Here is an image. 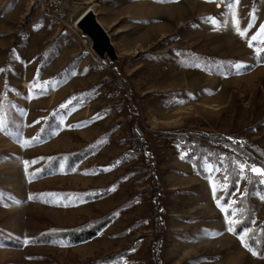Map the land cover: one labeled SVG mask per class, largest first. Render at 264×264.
Here are the masks:
<instances>
[{"label":"rangeland","instance_id":"obj_1","mask_svg":"<svg viewBox=\"0 0 264 264\" xmlns=\"http://www.w3.org/2000/svg\"><path fill=\"white\" fill-rule=\"evenodd\" d=\"M86 1L97 3V11L103 9L99 0H63L58 19H54L32 0H0V69H4L0 72V115L8 122V131L0 132V264H86L131 244L135 245L134 253L126 264H264V256H253L231 233V238L188 244V234L197 227L196 222L209 219L211 213L210 208L198 207L205 200L204 185L187 176L185 153L174 140L147 135L165 131L215 135L227 139L231 146L218 144L221 149L230 150L246 162L242 149L251 146L253 152L254 147L264 152V62H256L257 47L252 48V70L245 72L249 65L239 60L244 61L251 52L239 38L214 36L207 23L203 33L196 32V24L203 23L194 18L202 10L198 2L208 0H157V28L172 32L153 48L157 51L156 63L138 71L127 55L117 66L108 64L114 60L106 55L100 57L103 66L99 67L82 46L85 34L78 28L80 18L71 7ZM104 13L105 22L114 19L111 13ZM231 17L227 27L232 26ZM204 20L207 22V17ZM252 34L247 32L245 36ZM261 44L259 47L264 48ZM64 50L89 57L93 68L89 79H77L70 85L71 80L64 79L62 72L53 73L47 63ZM213 56L229 60L228 70L235 73L227 77L228 70L218 62L211 64L207 72L199 69L201 62L195 68H184L192 59ZM236 64L243 67L237 70L232 67ZM94 85L97 88L93 91L72 95L62 102L71 91ZM160 88L171 91L160 94ZM63 104L67 107L61 108ZM98 115L101 118L93 120ZM82 122L87 126L81 127ZM119 123L120 131L112 135L103 151L99 149L71 174L63 173L62 166L59 173L44 171L50 156L79 150L98 133ZM46 125L48 137L42 140L38 134ZM129 126L139 129L147 142L145 157L153 161L151 174L160 183L158 192L148 190L151 177L142 172L100 200L85 202L83 197L70 194L68 191L104 187L124 172L143 167L139 160L108 166V161L121 152L120 137L129 132ZM36 137L39 142L33 140ZM230 139L244 142L235 145ZM25 141L33 142L21 147ZM25 161L37 163L25 171ZM202 164L207 170L212 165V171L220 175L215 165ZM212 171L208 170L209 176ZM192 173L201 177L195 170ZM219 175L215 181L221 200L225 191L221 186L227 184L219 182ZM237 185L239 191L230 201L241 196L245 179L240 178ZM30 194L38 198L29 200ZM132 196L135 205L97 238L73 246L58 237L62 230L100 218ZM154 198L158 199V212L162 210L164 215L162 220L159 216L162 229L152 236ZM251 203L259 222L264 219V198L255 195ZM25 239L31 243L23 244ZM233 246L236 251L226 255Z\"/></svg>","mask_w":264,"mask_h":264},{"label":"trees","instance_id":"obj_2","mask_svg":"<svg viewBox=\"0 0 264 264\" xmlns=\"http://www.w3.org/2000/svg\"><path fill=\"white\" fill-rule=\"evenodd\" d=\"M260 46V45H259ZM255 45L254 47H259ZM264 46V43L262 44ZM264 61V52L261 53V57L258 58L256 62L262 63ZM197 62H201L202 65L199 66V69H203L204 71H208L209 66L211 64L217 63L228 70L227 65L229 60L219 59L216 56L213 57H197L196 59H192L191 62L185 66V69H192L197 66ZM231 64L234 62L230 61ZM254 64V63H253ZM252 70V65H249L245 68V72H250ZM226 76H232L235 72L233 70H228ZM97 88V85L91 86L82 91H76L72 94H69L62 100V102L69 99L72 95L81 94L83 92H90ZM122 123L113 125L112 127L106 129L101 134L97 135L91 142L87 143L84 147L79 150L67 152V153H58L50 156L47 163L45 164L44 171L51 172L55 171L57 173L62 172L65 174H71L75 168H77L81 163L87 160L90 156L95 154L99 149L104 147L107 143L110 142L112 135L115 134L116 131H120L119 127ZM129 132L120 137V145L122 147V151L112 159L108 161V166H116L119 164H127L130 161L139 160L142 161L143 167L140 169H130L127 172L117 176L112 182L108 183L106 186L96 189H88V190H78V191H68L70 194L78 198L83 197L85 202L92 200H100L104 197L110 196L114 193L120 186H122L125 182H128L130 179H133L138 174L145 172L149 177H151V184L149 191L158 192L159 189V181L153 178L151 174V161L147 157H145V147L146 143L134 130L133 126H129ZM48 125L42 128L39 132V137L43 140L48 137ZM171 131H165L158 134L155 133H147L148 137L150 135H154L155 137L166 138L169 140H174L176 144L180 146V150L184 153V160L187 163L193 164L195 173L201 177H205L206 174L201 169L202 163H211L215 165L220 170V175L218 180L220 183L227 184V191H224L223 197L221 198V204H225V202L230 201L233 196V193L237 190V184L240 180L237 170L234 167V163L246 162L243 159L236 157L230 150L221 149L218 144H223L228 147H231L228 143L227 139H223L218 136H209V135H199L190 132H182V133H170ZM54 136V135H52ZM207 141V142H206ZM236 147H233V149ZM255 148V152L250 147H246L242 149V153L247 159V164L256 165L258 167H264V152L257 148ZM119 162V163H117ZM245 185L243 188V196L244 199L241 200L240 197L235 199L236 204L233 205L234 208L245 209L244 213L238 216V219L242 220L241 223L237 227V232H243L247 230L248 232L255 233V240H248V243L252 246V249L257 252V257L262 258L264 255H261V252H264V219L257 222L254 218L255 210L251 203V198L253 196H259L264 198V185L259 183H249L248 177H252L254 180L258 179L254 174L250 172L244 173ZM114 189V190H112ZM68 192H63V194L67 195ZM142 194V193H137ZM157 198L152 199L151 201V214L150 218L152 220V224L154 227L155 236L157 232L162 229L160 225L161 221L159 220V216H161V220L163 219L164 212H158V205L156 203ZM135 205V199L132 196L125 203L115 207L108 213L104 214L100 218L88 221L84 223L82 226L71 228L68 230H62L58 235L60 240L66 241L69 245H79L88 241H91L97 238L100 234L104 232L111 224H113L122 213H124L127 209L133 207ZM156 232V233H155ZM235 236V235H234ZM236 237V236H235ZM137 239H135V242ZM135 245L131 244L126 247L124 250L119 252L110 254L102 259L93 260L86 264H126V260L129 256H131L134 251Z\"/></svg>","mask_w":264,"mask_h":264},{"label":"crops","instance_id":"obj_3","mask_svg":"<svg viewBox=\"0 0 264 264\" xmlns=\"http://www.w3.org/2000/svg\"><path fill=\"white\" fill-rule=\"evenodd\" d=\"M98 1V0H96ZM102 3L103 9L100 11L96 10L97 3H93L92 1H86L84 4L80 2H76L74 5H71L73 8V12L79 15H84L87 12V9L90 8L98 21L101 27L106 31L108 36L110 37V41L114 47L116 52L115 59H111L114 61H107L108 64L113 66H117L122 64L123 60L121 59L123 56L127 55L134 63L137 65L138 71L147 64H155L156 63V52L153 48L156 46L158 40L167 36L172 29H164L163 31L158 30L156 19H157V0H99ZM199 3L202 10L199 15L195 16V19H200L203 23L196 24V32L203 33L205 29V25L209 26L208 29L214 36H236L239 38L240 43L245 46L250 53L243 62L245 66L253 63V55L252 48L255 45H260L253 43V47L250 48L248 46L247 41L251 36H245L241 38L235 31V23L239 21V27L243 30L248 25V21L250 19L249 13H255V22L254 26L251 28L249 32L256 33L264 22V0H239L238 5H234L233 15H227V9L224 4H220L221 8L219 10L215 9V5L218 4L216 2H203ZM101 12V14H99ZM104 12H109L114 15V19L111 21H104ZM231 16L233 18L232 26L227 27L225 24V20H231ZM82 17V16H81ZM214 18L217 21V24L220 27L217 29L213 26L211 22H206L204 19ZM228 33V34H227ZM228 37V38H229ZM264 42H262L263 44ZM53 44H55L53 42ZM261 44V45H262ZM153 49L152 51H150ZM148 52V54H147ZM79 52H75V50H64L61 52H57L51 60L47 63L51 69H53V73H61L64 79H70L69 84L71 85L74 80L77 79H89L93 72L92 65L90 63L89 57L82 53L79 55ZM141 54H144L142 57ZM264 62V61H263ZM167 74V73H166ZM165 89V90H163ZM169 89L160 88L158 91L160 94H167ZM171 91V90H169ZM73 91L70 92L72 94ZM104 132V131H102ZM102 132L98 133L101 134ZM97 134V135H98ZM104 148L101 150L103 151ZM100 150V151H101ZM122 151V150H121ZM91 157V156H90ZM186 173L188 177L195 178L199 182H202L203 194L205 195V200L198 205L199 208H210L211 213L208 214L209 219H200V221L196 222L197 227L190 231L188 234L187 241L188 244L195 245L196 243L202 244L207 241H213L214 239H220L225 237H230V233L226 231V225L224 222V215L220 211V209L216 205V200L213 198L212 189L213 187H218L215 179L219 175V171H212V175H208V170L205 168V164H202L201 169L206 174L205 177H196L192 172H194L193 164L186 163ZM210 168H213L212 165ZM100 173L98 175H103V172L97 171ZM202 188H200L201 190ZM220 190L216 192V197L220 198ZM197 207V208H198ZM214 211H213V210ZM205 214V213H204ZM207 215V214H206ZM205 215V216H206ZM207 217V216H206ZM188 225H192L191 223ZM213 233H217L219 235L213 236ZM236 251L235 246L230 247L227 250L226 255H230ZM219 257V256H218ZM220 260V258H218Z\"/></svg>","mask_w":264,"mask_h":264},{"label":"snow or ice","instance_id":"obj_4","mask_svg":"<svg viewBox=\"0 0 264 264\" xmlns=\"http://www.w3.org/2000/svg\"><path fill=\"white\" fill-rule=\"evenodd\" d=\"M162 2H168V0H162ZM172 2H175V0H172ZM208 2H216L218 4H224L226 9H227V13H226L227 15H233L234 5L239 4V0H208ZM249 17H250V19L248 21V25L243 30L239 27V21L238 20L236 21V23L234 25L236 33L241 38H244L246 33L249 32L251 30V28L254 26L255 13L250 12ZM233 18L235 19V17H233ZM207 22H211L213 24V26L216 27L217 29L220 27V25L217 24V21L214 18H211V17L207 18ZM224 23L227 24L228 21L225 20ZM253 42H255L256 44H260V43L264 42V25H261L259 30L255 34H253L250 37V39L247 41L248 46L250 48L253 47ZM262 52H264V48L257 47L255 49V55L258 58L261 57ZM232 67L239 70L241 67H243V65L236 64V65H233ZM3 71H4V69H0V72H3ZM33 87L34 88L39 87V85H33ZM69 103H70V101H69ZM66 107H67V104L61 105V108H66ZM2 111H3V105L0 104V112H2ZM98 118H101V117H99V115H98L97 117H93V120L98 119ZM61 119H62V117H61ZM34 123H40V121H35ZM80 126L81 127L87 126V122H82V124ZM7 131H8V122L3 115H0V132H7ZM33 140L35 142H39L38 137L33 138ZM32 142L33 141H25L24 143L21 144V147L25 146L26 144L30 145ZM181 158H183V157H181ZM35 163H37V161H25L24 162L25 171H27L30 164H35ZM117 163H119V162H117ZM234 167L237 170L239 178H241V179L245 178L244 173L247 171V172L254 174L255 177H258V179H256V180H254L252 177H248L249 183H259L261 185H264V167H256L255 165H249V164H247V162L234 163ZM208 170L212 171L211 168H209ZM221 187L223 188V190L227 191L226 187H224V186H221ZM112 190H114V189H112ZM218 190H220V189L213 187L212 193H213V198L216 200L217 207L220 209V211L224 215V222L226 225V231L228 233L235 235L237 237V239H239L241 245L243 247H245L247 250H249L253 256H256L257 252L254 251L252 249V246L248 243V240H255L256 239L255 233L254 232L250 233L247 230H245L243 232H237V230H236L237 227L241 223H243L242 220L238 219V216L243 214L245 209L243 207L234 208L233 205H235L237 202L235 200L225 202V204L222 205L220 199H218L216 197V192ZM237 190L239 191V185H237ZM39 195H45V194H39ZM47 195L51 196V195H55V194L49 193ZM35 198H38V197L34 196L32 194H30L28 197L29 200H32ZM0 199H2V198H0ZM240 199L241 200L244 199L243 193H241ZM17 203H18V201H17ZM229 209H231L230 212H229ZM212 235L215 236V235H219V234L213 233ZM22 243L25 245H28L29 243H31V241L28 239H25ZM260 254L264 255V252H261Z\"/></svg>","mask_w":264,"mask_h":264},{"label":"water","instance_id":"obj_5","mask_svg":"<svg viewBox=\"0 0 264 264\" xmlns=\"http://www.w3.org/2000/svg\"><path fill=\"white\" fill-rule=\"evenodd\" d=\"M78 28L92 42L93 51L99 56L114 59V47L106 31L98 23L93 11H87L77 23Z\"/></svg>","mask_w":264,"mask_h":264},{"label":"built area","instance_id":"obj_6","mask_svg":"<svg viewBox=\"0 0 264 264\" xmlns=\"http://www.w3.org/2000/svg\"><path fill=\"white\" fill-rule=\"evenodd\" d=\"M32 2L38 4L40 6L41 11L45 15H49V16L53 17L54 19H58L57 12L59 9H61L63 7V0H32ZM220 8H221L220 4L215 5L216 10H219ZM84 36L85 37L83 39L82 46L84 47L85 51H87V53L90 55L94 64L96 66L102 67L103 66V60L93 51L91 40L86 35H84ZM118 84L124 88L120 78H118ZM136 132L138 133V135L140 137H143V135L139 131V129ZM230 140L232 141L233 144L240 145V146L243 145L242 143L244 142V140H242V139L241 140L230 139Z\"/></svg>","mask_w":264,"mask_h":264},{"label":"bare ground","instance_id":"obj_7","mask_svg":"<svg viewBox=\"0 0 264 264\" xmlns=\"http://www.w3.org/2000/svg\"><path fill=\"white\" fill-rule=\"evenodd\" d=\"M220 7H221V6H220ZM87 11H92V10H91V9H89V10H87ZM82 16H83V15H82ZM81 18H82V17H80V19H81ZM80 19H79V20H80ZM79 20H78V21H79Z\"/></svg>","mask_w":264,"mask_h":264}]
</instances>
